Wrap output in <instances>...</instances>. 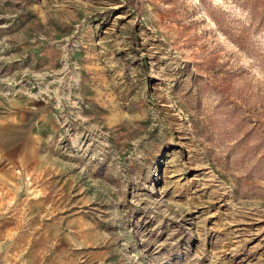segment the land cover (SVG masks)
Instances as JSON below:
<instances>
[{"label": "rangeland", "instance_id": "1", "mask_svg": "<svg viewBox=\"0 0 264 264\" xmlns=\"http://www.w3.org/2000/svg\"><path fill=\"white\" fill-rule=\"evenodd\" d=\"M36 194L66 264H264V0H0V229Z\"/></svg>", "mask_w": 264, "mask_h": 264}, {"label": "crops", "instance_id": "2", "mask_svg": "<svg viewBox=\"0 0 264 264\" xmlns=\"http://www.w3.org/2000/svg\"><path fill=\"white\" fill-rule=\"evenodd\" d=\"M38 168L42 171L44 169L41 165H38ZM38 168H29V170H38ZM19 169L9 167L10 172ZM41 178L34 177L37 187L43 185L39 182ZM35 196H32L31 202L25 207L12 208L4 228L0 229L1 264H57L59 260L63 262L62 264H66L65 257L68 255L66 252L69 251L72 229L61 231L52 225L51 221L46 222L44 217L51 215V209L39 205L38 194ZM24 215L29 217V225L23 218ZM41 241L44 247L47 246L45 250H40ZM54 244L56 246L53 247ZM58 244L62 246L59 248L60 251L56 250ZM96 258L95 255H91L89 260L94 263Z\"/></svg>", "mask_w": 264, "mask_h": 264}, {"label": "built area", "instance_id": "3", "mask_svg": "<svg viewBox=\"0 0 264 264\" xmlns=\"http://www.w3.org/2000/svg\"><path fill=\"white\" fill-rule=\"evenodd\" d=\"M0 264H1V262H0Z\"/></svg>", "mask_w": 264, "mask_h": 264}]
</instances>
